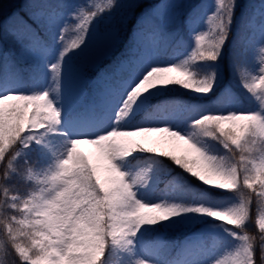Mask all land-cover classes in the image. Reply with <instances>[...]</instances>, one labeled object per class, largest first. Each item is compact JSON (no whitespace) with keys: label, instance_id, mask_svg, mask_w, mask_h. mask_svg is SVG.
I'll list each match as a JSON object with an SVG mask.
<instances>
[{"label":"snow or ice","instance_id":"snow-or-ice-1","mask_svg":"<svg viewBox=\"0 0 264 264\" xmlns=\"http://www.w3.org/2000/svg\"><path fill=\"white\" fill-rule=\"evenodd\" d=\"M0 264H264V0L0 3Z\"/></svg>","mask_w":264,"mask_h":264},{"label":"rangeland","instance_id":"rangeland-1","mask_svg":"<svg viewBox=\"0 0 264 264\" xmlns=\"http://www.w3.org/2000/svg\"><path fill=\"white\" fill-rule=\"evenodd\" d=\"M73 2H76V3H83V2H85V0H73ZM207 2L208 3H211L212 2V0H207ZM242 2H243V4H244V11L245 12H247L248 10H249V7L250 6H252V5H254V6H258L259 5V2H260V0H242ZM161 10H163V8L161 9ZM238 29V28H237ZM236 32V31H235ZM235 35H236V37H237V34L235 33ZM184 52H185V50L184 49H180L179 50V52L178 53H173L172 52V50L170 51L169 50V52L168 53H165L164 54V58L165 59H167V58H169V57H171V56H173V55H176L177 56V58H179V57H181V56H183V54H184ZM250 56H251V54L249 53V59H250ZM231 80V79H230ZM230 80L229 79H226L225 80V83H231L230 82ZM234 90V89H233ZM237 94V93H236ZM238 95V94H237ZM239 96V95H238ZM244 96L245 97H247V94L246 93H244ZM248 101V100H247ZM244 104V103H243ZM244 106H250V104L248 103V104H244ZM213 110H215V108H213ZM158 139H160L159 137H153V140H158ZM153 145H155V146H157V147H160V148H162V149H166V150H170V148H171V145H169V144H166V143H163V142H161L159 145H156V144H153ZM152 145V146H153ZM81 151H83L86 155H89L91 158H93L94 160H96V150L93 148V147H91V146H89V145H81ZM98 163L102 166V161H98ZM230 195H232L231 193H230Z\"/></svg>","mask_w":264,"mask_h":264},{"label":"trees","instance_id":"trees-1","mask_svg":"<svg viewBox=\"0 0 264 264\" xmlns=\"http://www.w3.org/2000/svg\"><path fill=\"white\" fill-rule=\"evenodd\" d=\"M13 2H15V3H23L24 2V0H0V3H2V4H4L5 5V7H6V10H7V6L9 5V4H11V3H13ZM16 9H13V11H15ZM236 34H237V42L239 43L241 40H242V35H241V33H240V31H239V29H236V32H235ZM185 38L186 39H188V37L187 36H185ZM189 43H190V41H189ZM249 54H247L245 57H244V59H249ZM231 79V80H230ZM229 80H230V82H231V84H232V86H233V89H234V91L239 95V97L241 98V101L244 103V104H248L249 103V101H247V98L244 96V91L243 90H241V89H239V88H237L236 87V85H237V81L235 80V78H229ZM174 95H176V96H178V97H183L184 95H185V91L183 90V89H181V88H177L176 89V92L174 93ZM154 147H157V146H155V145H153ZM18 189L21 191V192H24V191H26L27 190V188H26V186L25 185H23V184H19L18 185ZM245 191H249V190H247V189H245ZM230 195V194H229ZM252 214H253V216L255 215V204H253V211H252ZM250 231L252 232V234H257V229L254 227V226H252L251 228H250ZM168 239H170V240H175L176 239V236L174 235V234H170L169 236H168ZM181 239H183V237H181ZM9 259H11V258H9Z\"/></svg>","mask_w":264,"mask_h":264}]
</instances>
